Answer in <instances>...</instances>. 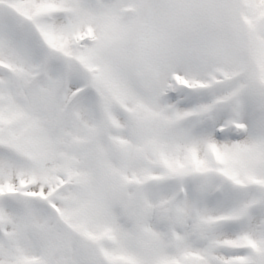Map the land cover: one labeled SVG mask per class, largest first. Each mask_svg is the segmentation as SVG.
<instances>
[{
    "label": "snow or ice",
    "instance_id": "obj_1",
    "mask_svg": "<svg viewBox=\"0 0 264 264\" xmlns=\"http://www.w3.org/2000/svg\"><path fill=\"white\" fill-rule=\"evenodd\" d=\"M0 264H264V0H0Z\"/></svg>",
    "mask_w": 264,
    "mask_h": 264
}]
</instances>
